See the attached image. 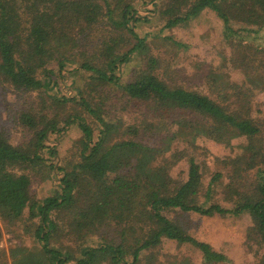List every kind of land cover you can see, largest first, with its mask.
<instances>
[{"label": "trees", "instance_id": "16d2710c", "mask_svg": "<svg viewBox=\"0 0 264 264\" xmlns=\"http://www.w3.org/2000/svg\"><path fill=\"white\" fill-rule=\"evenodd\" d=\"M204 11L222 21L228 40L264 28V0H168L165 8L146 12L110 0H0L1 95L7 87L34 95L18 115L28 135L22 144L11 143L0 125V221L38 240L49 264H143L164 238L196 249L200 264H229L224 253L190 234L185 217L244 213L252 255L246 264H264L258 250L264 247V143L259 155L248 149L220 160L211 149L228 140L218 126L205 130L198 121L210 117L243 138H264V115L251 116L248 98L224 74L209 73L199 88L166 84L151 58L150 68L120 76L131 56L146 49L138 25L156 15L160 30L171 29ZM232 64L248 68L251 81L264 82V46L246 44ZM65 81L71 95L62 89ZM117 99L151 103L152 115L141 111L124 125L111 111ZM168 106L197 121L168 124ZM121 111L130 113L128 105ZM72 126L80 130L78 144L60 158L48 138ZM179 134L188 147L163 157L162 144ZM125 149L139 153H119ZM186 157V179L172 182L170 168ZM40 177L48 185L42 200L32 191ZM51 239L71 243L77 255ZM157 261L154 256L145 264H162Z\"/></svg>", "mask_w": 264, "mask_h": 264}, {"label": "rangeland", "instance_id": "374dc122", "mask_svg": "<svg viewBox=\"0 0 264 264\" xmlns=\"http://www.w3.org/2000/svg\"><path fill=\"white\" fill-rule=\"evenodd\" d=\"M149 1V0H146ZM168 0H155L152 4H145L142 0H110L113 6L122 7L129 4L142 11H151L165 8ZM149 15L150 12H149ZM162 24L156 15L150 17L147 23L138 25L137 32L140 37L146 38L145 50L136 52L126 65L121 67L120 76L123 79L130 77L133 71L150 68L149 60L154 62L151 66L159 76V80L166 84H183L189 88H199L204 83L209 73H217L231 83L236 84L235 90L245 94L248 98L251 116L256 119L264 115V82L260 80L251 81L248 68H233V60L240 54L246 44L264 46V28L255 34H243L228 40L223 36L222 21L213 12L204 11L200 15L190 19L188 22L171 29L160 30ZM227 40V41H226ZM231 60V61H230ZM215 72V73H214ZM69 82L62 83V89L69 95L72 94ZM10 91V92H8ZM16 93L11 87H7L5 95L0 92V125L8 129L10 141L13 144H22L27 139V133L17 123L21 111L25 109L26 102L32 103L34 95ZM33 98V99H32ZM164 104V103H163ZM128 105L129 112H122L123 106ZM151 103L131 102L117 99V106L111 111L122 120L124 125L133 123L141 111L152 115ZM164 112L168 124L176 120L185 119L187 124L194 123L197 119L188 116L187 113L179 111L175 106H168ZM84 117V116H83ZM10 118V119H9ZM89 124L96 129L97 125L85 115ZM13 119V120H12ZM144 120V119H143ZM203 128H220L222 139L228 140V145H218L212 150V154L220 160L228 157L247 154L248 149L259 155L264 138L261 135L251 138H243L236 131L221 127L219 123L210 118H199ZM162 139H165L163 135ZM180 139L172 140L171 144H162L165 158H171L176 151L185 149L189 143L184 135L179 134ZM80 130L72 126L60 135H50L49 144H55L60 158L71 155L72 148L78 144ZM141 139V136L138 137ZM204 143V141H203ZM167 146V147H166ZM167 148V149H166ZM167 150V151H166ZM119 153L127 155L137 154L138 151L125 149ZM199 153H189L196 156ZM188 158L180 159L170 168V179L174 183H180L186 179L188 171ZM160 159H158L159 161ZM53 161V159H52ZM58 174L52 175L53 183H56ZM46 177L37 178L32 185V191L41 200L48 193ZM185 219L189 223V231L192 236L201 242H206L219 252L224 253L229 264H246L250 259L251 252L246 243V228L250 221L249 216L244 213L240 216H213L205 217L199 215H187ZM0 238V264H49L48 258L42 249L41 243L32 235H27L22 229L13 225L8 230L1 221ZM164 243L155 248L152 254H145L142 263H148L154 256L157 262L162 264H200L201 254L190 246L178 245L164 238ZM49 243L65 252L67 255H77L71 243L63 239H51ZM259 248V247H257ZM264 251V247L258 249ZM75 253V254H73ZM106 264V262L100 263Z\"/></svg>", "mask_w": 264, "mask_h": 264}, {"label": "built area", "instance_id": "2783aa9c", "mask_svg": "<svg viewBox=\"0 0 264 264\" xmlns=\"http://www.w3.org/2000/svg\"><path fill=\"white\" fill-rule=\"evenodd\" d=\"M0 230H1V224H0Z\"/></svg>", "mask_w": 264, "mask_h": 264}]
</instances>
